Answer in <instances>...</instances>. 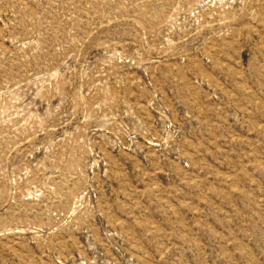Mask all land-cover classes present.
<instances>
[{
	"label": "rangeland",
	"instance_id": "rangeland-1",
	"mask_svg": "<svg viewBox=\"0 0 264 264\" xmlns=\"http://www.w3.org/2000/svg\"><path fill=\"white\" fill-rule=\"evenodd\" d=\"M0 264H264V0H0Z\"/></svg>",
	"mask_w": 264,
	"mask_h": 264
}]
</instances>
